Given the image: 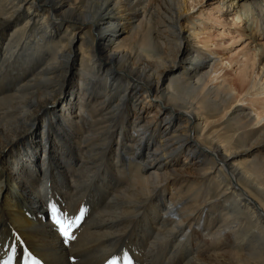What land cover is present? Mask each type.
<instances>
[{
    "label": "bare ground",
    "instance_id": "1",
    "mask_svg": "<svg viewBox=\"0 0 264 264\" xmlns=\"http://www.w3.org/2000/svg\"><path fill=\"white\" fill-rule=\"evenodd\" d=\"M219 4L264 80V0ZM188 12L0 0V260L15 248L42 264H264L257 83L234 92ZM49 205L84 210L67 245Z\"/></svg>",
    "mask_w": 264,
    "mask_h": 264
},
{
    "label": "rangeland",
    "instance_id": "2",
    "mask_svg": "<svg viewBox=\"0 0 264 264\" xmlns=\"http://www.w3.org/2000/svg\"><path fill=\"white\" fill-rule=\"evenodd\" d=\"M186 2L189 8L187 16L200 30L203 36L201 38L206 39L203 42H207L208 47L204 50H214L223 57L226 66L223 64L221 75H224L226 80L229 79L230 83L232 82L234 92H238L240 80L244 84L257 83L247 98L249 99L247 106L252 108L253 114L264 122V80L260 81L257 76L259 70L254 65L252 46L249 45L243 31L241 32L242 23L233 13L225 11V8L219 4V0H186ZM255 42L260 43L259 40ZM139 252L140 248L137 254Z\"/></svg>",
    "mask_w": 264,
    "mask_h": 264
},
{
    "label": "snow or ice",
    "instance_id": "3",
    "mask_svg": "<svg viewBox=\"0 0 264 264\" xmlns=\"http://www.w3.org/2000/svg\"><path fill=\"white\" fill-rule=\"evenodd\" d=\"M48 207L50 209L52 223L58 231L59 236L62 237L63 243L67 245L70 240L74 239L72 231L76 226H78L84 210L81 209L80 216H78L75 220H72L67 216H61L54 205H49ZM124 260L125 264H131L127 254L124 255ZM14 261L16 264H40V261L34 258L29 251H23L22 256H20L17 254L15 248L5 254V258L0 260V264H14ZM110 264H116V261L112 260Z\"/></svg>",
    "mask_w": 264,
    "mask_h": 264
}]
</instances>
